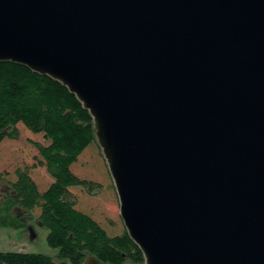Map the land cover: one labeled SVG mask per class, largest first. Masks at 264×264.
<instances>
[{
  "label": "water",
  "instance_id": "1",
  "mask_svg": "<svg viewBox=\"0 0 264 264\" xmlns=\"http://www.w3.org/2000/svg\"><path fill=\"white\" fill-rule=\"evenodd\" d=\"M2 62L88 111L143 264H264V0H0Z\"/></svg>",
  "mask_w": 264,
  "mask_h": 264
},
{
  "label": "trees",
  "instance_id": "2",
  "mask_svg": "<svg viewBox=\"0 0 264 264\" xmlns=\"http://www.w3.org/2000/svg\"><path fill=\"white\" fill-rule=\"evenodd\" d=\"M42 135L32 143L51 183L40 190L30 169H16L0 199V229L24 230L39 211L37 223L47 230V245L55 257L23 252H0V264H82L94 257L100 264H143L140 249L124 230L109 235L87 213L76 209L70 189L89 195L99 185L72 171L80 156L96 143L92 118L60 82L11 62L0 63V145L19 139L17 126Z\"/></svg>",
  "mask_w": 264,
  "mask_h": 264
},
{
  "label": "rangeland",
  "instance_id": "3",
  "mask_svg": "<svg viewBox=\"0 0 264 264\" xmlns=\"http://www.w3.org/2000/svg\"><path fill=\"white\" fill-rule=\"evenodd\" d=\"M19 139L4 140L0 145V199L6 182L15 181V170L29 168L34 182L40 190L45 189L51 179L43 167L38 166V153L32 143L44 144L42 135L33 134L21 125L17 126ZM81 179L96 183L98 189L89 195L82 188L70 192L76 200V209L89 214L112 236L121 234L124 224L120 217L119 201L106 161L97 142L86 150L72 167ZM39 211L26 221L24 230L0 229V252H23L55 257L57 250L46 243L47 230L36 221Z\"/></svg>",
  "mask_w": 264,
  "mask_h": 264
}]
</instances>
